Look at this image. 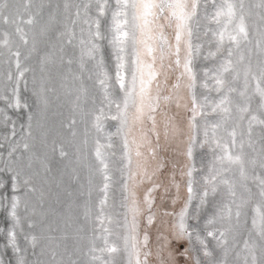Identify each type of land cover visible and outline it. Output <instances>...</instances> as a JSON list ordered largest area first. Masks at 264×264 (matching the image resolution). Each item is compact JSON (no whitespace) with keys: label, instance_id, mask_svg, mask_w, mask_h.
<instances>
[{"label":"snow or ice","instance_id":"snow-or-ice-1","mask_svg":"<svg viewBox=\"0 0 264 264\" xmlns=\"http://www.w3.org/2000/svg\"><path fill=\"white\" fill-rule=\"evenodd\" d=\"M0 103V264H264V0H0Z\"/></svg>","mask_w":264,"mask_h":264},{"label":"rangeland","instance_id":"rangeland-1","mask_svg":"<svg viewBox=\"0 0 264 264\" xmlns=\"http://www.w3.org/2000/svg\"><path fill=\"white\" fill-rule=\"evenodd\" d=\"M30 87L31 86L29 84V91L28 92H25L23 90V88H22L21 95L22 96H28V95H30ZM0 107H3V104L2 103H0ZM9 114L12 115L13 118L16 120L17 125H19L21 123H25L26 120H27V113L26 112L16 113V112H13V111L9 110ZM109 123H111V122H109ZM5 131H6V129L0 128V133H3ZM2 178L5 181H7V179H8L7 176H3ZM116 199H117V202H118V200H119V193L116 194ZM7 226H8L7 223H5V221H4V213L3 212H0V227H5L6 228ZM3 243H4L3 238L0 237V245H2Z\"/></svg>","mask_w":264,"mask_h":264}]
</instances>
